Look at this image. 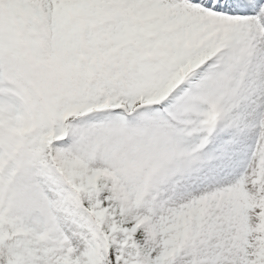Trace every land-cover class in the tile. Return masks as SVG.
<instances>
[{
    "label": "snow or ice",
    "instance_id": "1",
    "mask_svg": "<svg viewBox=\"0 0 264 264\" xmlns=\"http://www.w3.org/2000/svg\"><path fill=\"white\" fill-rule=\"evenodd\" d=\"M0 264H264V0H0Z\"/></svg>",
    "mask_w": 264,
    "mask_h": 264
}]
</instances>
